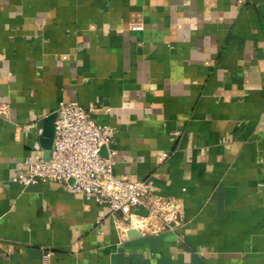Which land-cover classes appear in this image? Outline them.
<instances>
[{
  "label": "crops",
  "instance_id": "obj_1",
  "mask_svg": "<svg viewBox=\"0 0 264 264\" xmlns=\"http://www.w3.org/2000/svg\"><path fill=\"white\" fill-rule=\"evenodd\" d=\"M261 3L0 0V264H264ZM72 100L111 127L115 175L171 201V228L123 232L82 193L12 180Z\"/></svg>",
  "mask_w": 264,
  "mask_h": 264
},
{
  "label": "built area",
  "instance_id": "obj_2",
  "mask_svg": "<svg viewBox=\"0 0 264 264\" xmlns=\"http://www.w3.org/2000/svg\"><path fill=\"white\" fill-rule=\"evenodd\" d=\"M132 29L143 28L139 22ZM9 107L0 103V115L7 116ZM55 137L49 159L26 157V168L12 180L24 186L42 179L58 182L69 192L82 193L106 205L122 223L121 229L159 232L178 221V212L170 200L156 195L149 180L119 178L114 173L112 129L97 123L90 110L78 101H61L55 110ZM147 209L146 214L136 210ZM47 251L45 260L50 257Z\"/></svg>",
  "mask_w": 264,
  "mask_h": 264
},
{
  "label": "water",
  "instance_id": "obj_3",
  "mask_svg": "<svg viewBox=\"0 0 264 264\" xmlns=\"http://www.w3.org/2000/svg\"><path fill=\"white\" fill-rule=\"evenodd\" d=\"M259 9L262 14H264V3H261L259 6ZM56 118V112L51 113L48 115L44 120V130L43 133L38 141V146H40L43 149V158L49 159L51 154V149L53 147V141L55 137V122ZM128 233H134L137 234L135 228H130L128 230Z\"/></svg>",
  "mask_w": 264,
  "mask_h": 264
}]
</instances>
